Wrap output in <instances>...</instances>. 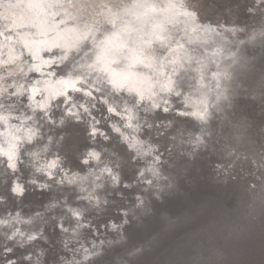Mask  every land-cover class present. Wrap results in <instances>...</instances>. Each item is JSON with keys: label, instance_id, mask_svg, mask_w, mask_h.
<instances>
[{"label": "bare ground", "instance_id": "obj_1", "mask_svg": "<svg viewBox=\"0 0 264 264\" xmlns=\"http://www.w3.org/2000/svg\"><path fill=\"white\" fill-rule=\"evenodd\" d=\"M156 1L157 7L128 13L109 0H0V173L8 171L6 157L11 167L19 166L21 159L30 179L40 187L59 185L60 189L69 183L77 188L73 199L79 202L65 194L63 201L56 199L51 204L70 210L78 220L73 226L63 220L65 211L58 216L66 230L67 249L74 251L83 243L77 248L82 256L70 264H83L81 258L103 251L97 240L92 248L82 239L91 217L86 211L91 207L101 212L112 201L109 193L115 187L124 182L131 185L123 175L124 167L132 171L135 159L144 160L138 172L144 185L156 192L173 182L163 172L160 144L153 138L173 122H157L152 108L176 109L201 118V129L189 136L173 133L189 143L214 138L211 132L216 125L226 131L248 128L249 133L243 135L226 132L221 136L226 147L213 179L219 180L223 173L226 180L228 175H238L244 188L250 186L245 170L256 180L264 179V97L252 104L253 116L220 113L217 123L207 125L214 100L220 98V104L224 103L227 81L223 78L232 71L234 58L241 54L247 62L257 57L243 47L264 30V0ZM233 16L241 22L231 20ZM244 25V32L236 34ZM12 56L19 59L12 60ZM255 78L251 87L235 85L245 95L264 96V72L258 71ZM175 94L182 103H176ZM100 100L116 114V120L106 123L133 148L131 156L113 147L112 132L97 122ZM54 107L63 111L55 114ZM69 118L86 120L91 137L102 134L108 142L99 144L89 137L91 144L81 155L85 169L73 167L65 155L66 129L54 134ZM255 118L259 119L254 122ZM72 131L78 133L76 128ZM15 187L23 189L22 180H15ZM143 197L140 194L142 204ZM34 218L9 211L0 215V233L19 244L48 239L45 219L35 226ZM112 225L120 228L117 222ZM37 250L44 253L40 246ZM36 261L44 262L38 256Z\"/></svg>", "mask_w": 264, "mask_h": 264}, {"label": "water", "instance_id": "obj_2", "mask_svg": "<svg viewBox=\"0 0 264 264\" xmlns=\"http://www.w3.org/2000/svg\"><path fill=\"white\" fill-rule=\"evenodd\" d=\"M109 1L124 6L123 9L128 13L158 5L156 0ZM235 16L231 20L241 22L240 17ZM246 28V25L240 27L236 34L244 32L243 29ZM258 41L264 42V30H259L256 38H250L243 47L251 56L257 54L256 58L247 62L241 54L234 58L235 62L230 66L232 71L223 78V82L227 81L224 103L220 104V98L214 100L211 106L213 116L208 118V123L205 121L207 125L217 123V115L220 113L234 116L241 113L247 117L256 114L252 104L259 103V99L261 102L264 97L262 93L258 96L245 95L235 83L250 86L252 79L255 82L258 71L264 72V43L262 45ZM10 59L18 60L19 57L12 56ZM174 98L177 104L182 103L178 94ZM245 100L249 102L247 105L244 104ZM98 104L100 106L95 110L97 122L106 131V122L116 120L117 117H114L116 114L111 109L102 106L105 104L103 100L98 101ZM152 110L157 113V122H173L171 126L164 127L163 134L153 137L160 144L163 172L169 173L173 182L156 192L154 187L144 185L145 181L138 172L144 160L135 159L132 171L124 167L123 175L131 185L124 182L115 187L114 192L109 193L112 201L101 212L91 207L88 208L90 212L86 211L91 217L89 225H84L82 239L92 248L97 246L93 243L97 240L102 244L103 251L88 259L81 258L83 264H264V179L256 180L245 169L243 172L250 182L248 188L243 187L238 179L240 176L236 178L238 175H228L226 180L227 176L224 177L226 174L223 173L219 180L213 179L220 169V155L226 147L220 141L221 136L224 138L226 132L232 136L243 132V135L248 132V128L226 131L225 128L214 125L211 132L214 138L207 136L208 141L205 143H189L174 137L173 133L177 136H189L191 131L201 129V118L176 109L166 111L157 107ZM62 111L61 107L53 109L55 114ZM89 116L91 117L90 114ZM257 119L259 118H255L254 122ZM84 122L87 121L69 118L63 128L54 132L58 136L62 129H66L63 145L65 155L70 158L73 167L80 169L87 167L81 155L91 144L89 137L93 134L87 130ZM74 128L78 130L77 134L72 131ZM108 130L115 140L113 147L120 148L124 154L131 156L133 148L117 137L109 127ZM91 138L98 139L99 144L108 143L102 134ZM3 143L8 144L5 138ZM6 159L8 171L0 173V215L9 211L34 215L35 226L43 224L45 219L44 228L46 227L49 237L19 244L14 237L7 238L0 233V264H38L37 256L44 261L42 264H59L62 260L64 262L61 264H70L76 261V258L82 256L77 248L83 243L75 246L74 251L67 249L64 241L66 230L61 228L58 218L66 208L51 204L56 199L63 201L62 196L65 194L67 199L72 198V202H79L77 197L73 199V195L78 192L77 188L69 183L60 189L59 185L58 188H42L30 179L31 173L23 160L20 159L19 166L11 167L9 158ZM17 179L22 180L24 188L21 190H16ZM140 194L144 195L143 204L139 201ZM40 212L44 215L37 218ZM65 214L63 220L69 225H76L78 220L75 214L70 210L65 211ZM112 221L117 222L120 228H114ZM102 239L106 241L102 243ZM39 246L44 249L43 254L37 250Z\"/></svg>", "mask_w": 264, "mask_h": 264}]
</instances>
